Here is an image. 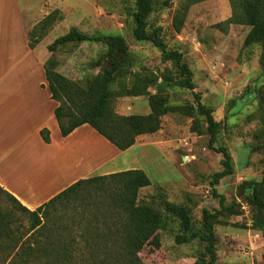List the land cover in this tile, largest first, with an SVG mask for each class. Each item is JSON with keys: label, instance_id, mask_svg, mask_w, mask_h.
I'll return each mask as SVG.
<instances>
[{"label": "trees", "instance_id": "trees-1", "mask_svg": "<svg viewBox=\"0 0 264 264\" xmlns=\"http://www.w3.org/2000/svg\"><path fill=\"white\" fill-rule=\"evenodd\" d=\"M232 15L215 24L223 31L231 24L250 26L245 45L261 44L264 49V0H231ZM132 34L137 41L148 42L161 51V60L170 63L160 75L144 76L132 70L136 57L120 34L91 35L72 27L47 46L51 56L45 62V74L63 136L83 124H89L120 150L131 148L142 134H153L161 128V117L170 112L204 118L209 148L222 154L223 168L217 171L211 185L219 198L220 208L203 209L200 228L193 223L192 212L182 203L167 199L162 190L148 199L140 192L151 185L143 169L133 168L80 179L35 210L23 205L0 185V264H146L141 256L147 245L161 247V231L177 228L179 244L199 240L202 253L195 264H218L215 224L221 217L239 213L236 201L227 202L216 186L234 172V162L227 147H216L221 123L214 109L201 101L195 92L193 70L178 46H169L164 28L151 27L150 16L155 0H123ZM185 3L176 12L173 26L180 32L189 10ZM59 10L45 16L29 32L33 49L56 21ZM98 42L106 53L90 63L100 68L94 75L75 81L57 68L54 53L69 44ZM117 84V86H116ZM153 87L155 93L150 88ZM191 90L193 101L183 105L170 103L169 89ZM146 96L150 100L147 114L121 115L112 105L114 97ZM48 142L49 132L41 131ZM238 196L253 211V228L264 233V181L245 180L237 187ZM62 205V215L58 216ZM62 218H65L62 220Z\"/></svg>", "mask_w": 264, "mask_h": 264}, {"label": "rangeland", "instance_id": "rangeland-1", "mask_svg": "<svg viewBox=\"0 0 264 264\" xmlns=\"http://www.w3.org/2000/svg\"><path fill=\"white\" fill-rule=\"evenodd\" d=\"M185 3L190 7L182 30L177 32L174 18ZM43 4L48 14L56 9L59 13L37 44L40 50L48 51L47 46L58 36L78 27L91 35L124 36L136 57L132 70L144 76H159L160 71L171 67L161 60L159 49L133 36L123 0H30L31 18ZM231 15V0H155L149 22L151 27L164 28L169 46H178L185 52L194 74V91L200 93L202 103L214 109V116L221 123L216 147H227L233 157L234 172L223 178L216 188L227 202L239 204V213L221 217L215 224L217 263L264 264V233L253 228L252 207L238 196L237 190L245 180L264 181V49L259 43L245 45L251 28L248 25L231 24L226 31L215 26ZM33 27L31 25V29ZM106 51L107 47L101 43L83 42L69 44L53 56L59 61L60 73L82 81L100 71V68L90 67V63ZM150 90L155 93L153 87ZM166 93L174 105L186 104L194 98L191 90L176 88ZM112 105L121 115L151 111L146 96L114 97ZM205 128L202 117L170 112L161 117L159 131L146 134L140 144L125 150L95 175L110 174L126 166L143 169L151 185L141 190L140 198L145 200L157 191H164L169 201L190 208L198 229L204 208H220L211 181L223 168V156L209 148ZM184 139L189 141L188 146H183ZM62 210L58 211V216L62 215ZM177 233L175 227L161 231V247L147 245L141 253L146 264H195L203 244L199 240L179 244L175 239Z\"/></svg>", "mask_w": 264, "mask_h": 264}, {"label": "crops", "instance_id": "crops-1", "mask_svg": "<svg viewBox=\"0 0 264 264\" xmlns=\"http://www.w3.org/2000/svg\"><path fill=\"white\" fill-rule=\"evenodd\" d=\"M46 14L44 4L31 18L30 0H0V185L31 210L124 152L89 124L62 135L45 74L49 53L29 45L31 25Z\"/></svg>", "mask_w": 264, "mask_h": 264}, {"label": "built area", "instance_id": "built-area-1", "mask_svg": "<svg viewBox=\"0 0 264 264\" xmlns=\"http://www.w3.org/2000/svg\"><path fill=\"white\" fill-rule=\"evenodd\" d=\"M182 144H183V146H188V145H189V141L186 140V139H184V140L182 141Z\"/></svg>", "mask_w": 264, "mask_h": 264}]
</instances>
